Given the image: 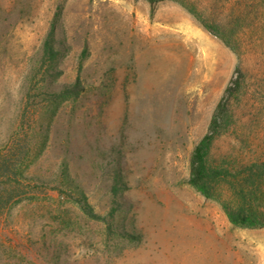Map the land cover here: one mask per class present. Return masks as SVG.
I'll use <instances>...</instances> for the list:
<instances>
[{"label": "rangeland", "instance_id": "rangeland-1", "mask_svg": "<svg viewBox=\"0 0 264 264\" xmlns=\"http://www.w3.org/2000/svg\"><path fill=\"white\" fill-rule=\"evenodd\" d=\"M59 4L61 53L43 70ZM237 7L0 0V162L11 157L20 182L0 210V264H264V224L229 219L230 185L205 196L187 181L241 60L245 88L215 155L264 153L263 28L249 37L245 24L237 49L203 22L230 31ZM78 77L79 93L61 95ZM67 192L84 195L99 217ZM254 206L264 220V188Z\"/></svg>", "mask_w": 264, "mask_h": 264}, {"label": "trees", "instance_id": "trees-1", "mask_svg": "<svg viewBox=\"0 0 264 264\" xmlns=\"http://www.w3.org/2000/svg\"><path fill=\"white\" fill-rule=\"evenodd\" d=\"M148 1L155 3L158 0ZM237 2L241 7H237L238 10L234 14L235 26L230 31L221 20L212 23L205 18L203 22L206 27L219 33L227 42L231 43L234 48L238 49L239 47L240 49L242 47L238 46L240 44L239 38L242 36L240 31L243 30L245 24L248 25L249 34L246 35L249 37L256 34L254 29L256 25L262 27L264 31V0H237ZM62 14L63 4H59L42 44L39 67H42L43 70L48 68L49 64L56 60L61 53L56 42V32ZM246 80L247 73L241 60L237 66L236 77L227 86L212 115L208 131L193 149L190 175L187 181L205 196H212L221 182L228 183L233 189V200L224 205L229 219L236 224H264L263 216L254 206V202L264 188V153L259 152L246 160L237 157L234 159V152H230L231 155H215L217 140L234 123L232 101L244 90ZM80 90V77H78L73 85L65 86L61 95L78 94ZM15 167L16 164L13 163L11 157H5L0 162L2 175H7V180L3 182L4 185H0V210L2 211L10 207L15 190H17L15 184H20L19 180L13 178L18 174ZM67 195L79 204L88 217H99L84 195H75L72 192H67Z\"/></svg>", "mask_w": 264, "mask_h": 264}]
</instances>
